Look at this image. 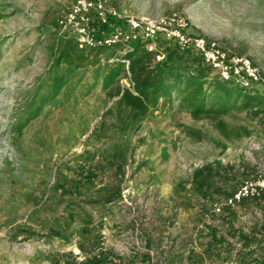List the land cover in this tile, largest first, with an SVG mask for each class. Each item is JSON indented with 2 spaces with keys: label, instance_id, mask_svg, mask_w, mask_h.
<instances>
[{
  "label": "rangeland",
  "instance_id": "obj_1",
  "mask_svg": "<svg viewBox=\"0 0 264 264\" xmlns=\"http://www.w3.org/2000/svg\"><path fill=\"white\" fill-rule=\"evenodd\" d=\"M74 2L0 0V264H73L61 254L97 240L121 255L149 253L152 264H237L248 251L239 232L264 236V202L218 213L220 197L199 193L193 176L231 165L239 187L264 173V106L245 108L241 97L226 114L195 115L182 84L133 123L117 95L134 92L125 64L115 82L105 80L121 63L118 47L90 51L82 69L64 64L54 92V59L70 39L58 20ZM112 2L135 16L180 13L188 32L219 40L264 74V0ZM253 247L264 255V241Z\"/></svg>",
  "mask_w": 264,
  "mask_h": 264
},
{
  "label": "trees",
  "instance_id": "obj_2",
  "mask_svg": "<svg viewBox=\"0 0 264 264\" xmlns=\"http://www.w3.org/2000/svg\"><path fill=\"white\" fill-rule=\"evenodd\" d=\"M111 22L118 25L122 23L115 20ZM112 24L104 26V30L111 32L113 30ZM65 37L75 40L70 33H66ZM70 39L63 40L54 59V68L56 69L53 78L55 84L54 92H58L64 83L65 74L63 72L60 73L64 64L68 65V69H82L91 64L88 56L90 51L101 53L107 49L81 48L76 40L77 47H73ZM159 42L165 45L167 54L162 62H157L156 53L148 51L146 44L140 40L132 43L134 50L126 56V59L130 60L129 74L134 82V92L131 89L122 90L119 88L117 95H122L119 105H126L132 112L136 113L133 117V123L140 116V113L142 115L146 114L148 109L152 105H156L161 97L171 95L173 89H176L177 86L180 87L182 84H185L183 91L186 88L184 100L187 104L193 106L195 115L203 113L226 114L231 108L229 106L231 100H239L241 97L245 98L243 106L245 108L255 107L260 110L264 106V86L257 83L247 85L233 81L224 82L219 76H212V68L205 64L199 53L182 51L173 42L161 39H159ZM193 53H196V56H190L193 57L190 60V66H193L191 69L189 65L184 66V62L187 61L189 54ZM121 63L114 66L105 77L107 86L115 82L120 76L122 65H124L122 61ZM208 87L210 89L209 92H207ZM208 99L214 100L210 107H207L206 104ZM234 174V166L221 163L212 164L198 169L193 176V182L199 193L211 197L214 195L219 196L222 202L216 205H221L222 209H230L233 207L226 206V200L246 181L244 180L237 187L238 183L232 184L236 182ZM84 177L87 180H92L96 177V174L89 170L84 174ZM249 200L264 202V193L258 198H246L240 203ZM262 229H264V222ZM258 231L260 232L261 230ZM238 235L242 237L240 241L248 251L243 252L239 256L237 264H264V255L257 254L256 247H253L254 243L263 242L264 236L258 240V238L241 234V232ZM211 236L213 246L214 242L218 241L217 230H213ZM79 250L85 256L83 261L77 260V256L72 251L68 254H61V257L66 258L69 263L72 260L73 264H152L149 253L132 252L127 255H121L100 240L92 242L88 247L83 242H80Z\"/></svg>",
  "mask_w": 264,
  "mask_h": 264
},
{
  "label": "built area",
  "instance_id": "obj_3",
  "mask_svg": "<svg viewBox=\"0 0 264 264\" xmlns=\"http://www.w3.org/2000/svg\"><path fill=\"white\" fill-rule=\"evenodd\" d=\"M112 20L122 23L112 24ZM110 24L113 30L107 32L103 27ZM188 25L186 17L180 13L161 18L124 14L114 6L112 0H75L58 20V30L62 34L70 33L81 48H120V61L125 64L128 73L130 60L126 56L134 50L132 43L140 40L146 44L148 51L156 53L158 60H161L165 58V55L157 54L161 39L175 43L182 51L199 53L205 64L224 82L264 86V74L251 58L234 53L217 39L188 32ZM263 193L264 173H260L246 180L226 200L225 205L234 207L246 198H258ZM215 211L222 212V206L216 205ZM74 253L79 261L85 259L79 249Z\"/></svg>",
  "mask_w": 264,
  "mask_h": 264
}]
</instances>
